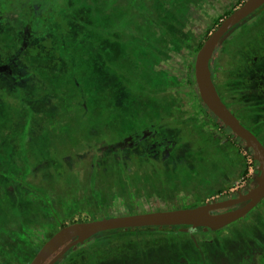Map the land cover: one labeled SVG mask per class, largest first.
<instances>
[{
  "label": "rangeland",
  "instance_id": "rangeland-1",
  "mask_svg": "<svg viewBox=\"0 0 264 264\" xmlns=\"http://www.w3.org/2000/svg\"><path fill=\"white\" fill-rule=\"evenodd\" d=\"M97 1L77 2L76 7L80 6L83 10L81 14L76 13L74 4H68L71 6L68 7L71 14L68 24L72 36H62V47L67 48L66 50L71 48L70 44H73V38L79 31L83 32L84 29L87 36H90L91 26L98 27L94 19L98 11L93 10L99 9ZM138 3L137 8L134 5L127 6L124 0H113L112 6L108 7V14L105 13L108 24H99L107 36L104 41L106 48L101 49L102 57L105 58L102 79L107 81V86L112 77L123 80L122 84H127V81L136 84L139 92L134 93L138 99L143 97L146 89H151L152 93L161 97L159 104L164 108L168 121L173 122L172 117L181 113L184 122L190 126L197 124L196 129L201 132L202 137L197 142L191 138L188 140L187 145L191 150L188 154L190 161L186 164L182 160H175L172 155L165 159L163 155H156L146 161L142 158L143 153L133 164L130 151L123 150L120 159H117L123 165L124 172L120 173L118 162H114V150L109 153L114 157L101 160L97 166L94 163L92 141L99 133L110 135L109 121L106 124L103 122L97 129V122L92 116L91 122L84 127L85 138H79L84 145L76 148L73 145L79 134L70 130L75 124L79 126L74 120L76 108L73 107L71 112L60 111L59 100L56 98L48 96L50 102L54 101V109L50 114L39 113V118H33L30 122V112L27 113L28 116L24 113V117H18L15 129H12L11 124L0 121V227H3L0 228V240L3 243L11 240L8 229L11 232L19 231L18 234L23 237L19 249L15 251L19 264H28L41 246L64 224L105 216L196 207L212 199L219 189L230 186L232 180L242 179L239 171L244 161L235 145L238 141L234 136H231V141L228 139L230 134L226 126L223 129L215 128L202 108L196 90L189 84V66L195 64L198 44L216 29L219 25L217 19L221 18V22L227 12L241 4L238 2L229 7V4L226 6L225 3L215 0H138ZM58 6V0H0V45L17 46L21 40L29 37L39 40L47 34L55 36V31L61 26L56 16ZM118 6L122 8L119 9ZM149 7L158 17L148 28L147 34L141 18L131 21L129 27L121 29L119 24L128 16L130 10L143 14L148 20V26ZM84 12L90 17H84ZM250 20L253 21L249 26H242L233 39L222 40V47L214 65L224 102L264 144V95H258L256 89L248 83L250 72L257 69L250 61L254 58L257 60V56L264 50V6ZM166 23L167 27L161 26ZM114 37L120 44H116L117 40L114 42ZM91 44V41L86 42L87 51L83 52L86 57L92 55ZM253 52L255 54L252 56ZM9 57L10 55L5 56V52L0 50V71L7 73L14 84L5 81H0V84L9 88L13 86V89L18 90L20 85L28 83L25 78H29L26 73L29 67L27 63L21 62L7 67L5 58ZM258 63L263 65L264 59ZM47 69L54 70L51 66ZM259 76L263 77L262 69ZM81 81L86 84V91L88 90L85 98L92 101L95 94L101 92L96 84L98 80L95 73ZM47 85L43 80L40 85L32 84L31 87L38 89L39 94H45L50 88ZM110 100L116 102V98H103L105 104ZM37 102L42 105L39 99ZM138 103L142 105L138 104L139 108L146 105L143 100ZM111 109H115L114 106ZM111 112L108 109L107 115ZM67 118L71 119V128H68L70 135L67 139L72 146H53L51 137L48 145L51 126L64 121L66 123ZM54 120H57L55 124ZM179 130L185 133L186 138L191 134L185 126H181ZM23 131L29 132L28 145L22 158L19 156L16 162L18 155L15 156L13 150L22 148L20 143ZM57 133L55 131L54 140L59 138ZM145 145L149 147L145 148L149 152L152 145ZM188 146L186 147L189 150ZM9 164L23 169L15 173L9 168ZM94 173L97 176L94 177ZM260 208L264 209V204ZM248 224V219L243 218L236 226ZM170 227L175 229L177 226ZM156 228L158 227L148 226L106 232L99 235L100 239L83 248L80 254L74 253L60 264H90L91 256L96 264L105 261L109 264L119 260H123L122 264H129L125 260V253L120 249L126 248L128 254H132V250H139L136 248L140 246L139 243L145 244L157 239L174 243L186 241L185 236L178 235L171 229ZM98 241L100 245L96 246ZM3 243L0 242V245ZM183 252V248L175 251L168 247L154 255L155 260L162 263L164 259L174 260L178 254L184 256ZM219 253L222 254L220 258L228 257L224 249ZM141 259H133L131 263L140 264ZM12 262V259L7 258L2 264H13Z\"/></svg>",
  "mask_w": 264,
  "mask_h": 264
},
{
  "label": "trees",
  "instance_id": "trees-1",
  "mask_svg": "<svg viewBox=\"0 0 264 264\" xmlns=\"http://www.w3.org/2000/svg\"><path fill=\"white\" fill-rule=\"evenodd\" d=\"M58 1L59 6L56 9V16L57 21L60 22L61 26L54 33L56 37L47 34L39 40H33L30 37L28 39H23L17 46L0 45V50L3 53L5 52V56L10 55L9 59L5 58V65H7V67L16 64V62L27 63L29 67L28 72H26L29 75V78H25V81L28 83L20 85L18 90L13 89V86H10L9 88V86L4 87L0 84V121L3 124H11L12 129H15L17 128L16 121L19 120L18 117L20 116L21 119L24 117V113L28 116L30 112V122L33 120V118H39V113L50 114L54 109L52 105L54 101L50 102V98L48 99V96H51L53 99L56 98L59 100L60 111L71 112L70 110L73 107L76 108L75 110L77 112L74 114V120H76V123L79 126L75 124L74 128L70 129L71 126L69 124L71 123V119L68 118L66 123L64 121V123L59 122L57 125L51 126L52 130L48 132V145H50L51 137L53 140V146H60V144L62 145V148L70 146V141L67 139L68 135H70L68 128L71 131H76L77 134H79L78 140L77 142H74L73 146L78 148L81 145H84L83 142L79 141V138H85L83 136L85 133L84 127L88 126V123L91 122L92 116H94V120L97 122V129L102 126L103 122L106 124L109 121L108 123L111 126V132H109L110 135L99 133V135L95 136L92 141L94 146L93 158L96 166L101 160H105L111 156L114 157L115 155L114 162H118L120 173H123V165L121 166V162L117 160L120 159V155L122 154L123 150L130 151V160H132L131 162L133 164L136 163L139 156L141 157V153L144 154V156L142 155V158H144L146 161L150 160L151 157L156 155H163L164 159L168 157V155H172L175 160H182L185 164L188 163V161H190L188 154L191 150L187 145L188 140L190 141L191 138L197 142L200 140V137H202L201 132L196 129L198 128L196 123L190 126L188 123L183 121V115L181 113H176L172 117L173 122H171V120L168 121V117L167 114H165L164 108L161 106V104H159V98L161 97H158V94L152 93L151 89L149 88L146 89V92L144 91L143 97L138 99L134 93L139 92V87L136 86V84H132L129 81L126 82L127 84H122L124 82L123 80H120V78L117 77H112L111 82L107 86V81L102 79V75L104 74L103 67L105 58L102 57L101 49L106 48L104 41L107 36L104 34V31L101 29L99 24H108V20L105 21L107 17L106 14H108V7L112 6L111 2L113 0L97 1V6L99 9L94 8L93 10L98 11V13H95L96 16L94 18L98 23V27L91 26L92 32L90 36H87V33L84 29L83 32L82 30L79 31L76 37L73 38V44H70L71 48H69V50H66L67 48L62 47L61 42L62 36L68 38L69 36H72L68 24L70 21L69 16L71 15L68 12V7L71 8V6L68 4L75 5L81 0ZM243 1L244 0H242L240 4H242ZM124 3L130 7L134 5L138 8L139 6L138 0H124ZM119 7L122 8L121 6H118V8ZM76 8V13L81 14L83 11L82 8L80 6ZM152 10L153 9L149 7V11L147 12V17L150 18V24L148 26H146V21L148 20H146L143 14L140 15L139 12L130 10L128 16L123 19V22L119 24L121 29L129 27V23H131V21H134L137 18L140 20L141 18L143 26L144 24L146 26H144L145 29H143L145 34H147L149 31L148 28L154 23V19L158 17L156 16V12ZM232 11L227 12V14L222 18H225ZM84 17L90 16L84 12ZM220 20L221 18L217 19V23H220ZM167 25L168 24L166 23L165 25L162 24L161 26L167 27ZM244 25H247V21L245 20L237 27L233 28L224 38H233L235 32ZM122 33L124 32L122 31ZM83 34H85L84 38ZM115 38L116 37H114V42L117 40V38ZM83 40L86 41L83 42ZM87 41L92 42L90 47L92 55H88L86 57L83 52L87 51ZM204 41L205 40L198 44L196 51L200 49ZM221 42L211 62L214 80L216 81L218 88L220 87L218 84L219 82L217 81V69L214 65V61L217 59L221 50ZM116 44H120V42L118 43L117 40ZM49 66L54 68V70L47 69ZM92 73H95L96 75L98 80L96 84L99 85V91L101 92L95 94L96 96L92 98L91 101L89 98H85V95L87 96L88 90L86 91V84L82 82L81 79H88V76L90 77ZM6 74L7 73L0 71V81L9 82L11 85H13V79H10L7 76L8 74ZM18 80L19 79H16L15 81ZM43 80L50 86L49 90L47 89L49 92H45V94H39L38 89H32L31 85H40L41 81ZM121 84L123 86H121ZM189 84L193 87V89L196 90V93L201 100L195 78L194 63L189 66ZM118 87L123 89H119ZM133 89H137L138 91ZM104 97L116 98V102L113 103L112 100H110L109 103H107L109 104V108H107V104H105L103 101ZM38 99L40 102L42 101V105L37 102ZM141 100H143L146 105L145 107L139 108L137 105ZM201 102L202 108L206 111V115L210 117L215 127L218 129H223L225 126L224 123L208 109L202 100ZM111 106H114L115 109H111ZM139 106L142 105L139 104ZM108 109L112 110L109 116L107 115ZM56 122L57 120H54L53 123L55 124ZM150 122L152 125H150ZM146 124L149 126L146 127ZM180 125L186 127V129L191 133L190 136L187 138L185 137V133L179 130L181 128ZM123 129L124 131H122ZM55 131L56 133L58 132L57 134L59 135V138L54 140L56 136ZM227 132L230 134L228 135V139L230 141L232 138L231 136H234L238 141L235 145H237L236 148L240 152V150L246 145L245 141L236 136L229 127H227ZM28 135V131H23L20 143V148H22L20 150H13L14 153H16L15 156L18 155L15 160L16 162L18 157L20 156L22 158V155L25 153L24 149L28 145ZM145 143L152 145V147L149 149V152L146 151V149L149 147H147ZM186 146H188L189 150ZM142 148H144L143 151H141ZM112 150L115 151V154L109 155L110 152H114ZM11 165L13 164H9V168L15 173H18L19 170L23 169L22 167H14ZM19 165L21 166L20 163ZM95 176H97L96 173H94V177ZM10 230L8 229L7 232L11 240L4 243L3 240H0V242L3 243L0 245V247L2 246L0 248V264L7 260V258L12 259L13 264H19L18 256L16 257L15 251L19 249L23 237H20V234H18L19 231L15 230L11 232Z\"/></svg>",
  "mask_w": 264,
  "mask_h": 264
},
{
  "label": "water",
  "instance_id": "water-1",
  "mask_svg": "<svg viewBox=\"0 0 264 264\" xmlns=\"http://www.w3.org/2000/svg\"><path fill=\"white\" fill-rule=\"evenodd\" d=\"M263 5L264 0H245L222 19L198 50L194 64L196 83L203 103L254 151L260 171L256 177V186L238 197L209 201L196 207L105 216L66 224L50 236L28 264H56L73 247L111 230L175 225L218 230L247 215L264 199V144L224 102L211 68V62L222 39ZM240 203L245 204L233 210L214 213Z\"/></svg>",
  "mask_w": 264,
  "mask_h": 264
},
{
  "label": "flooded vegetation",
  "instance_id": "flooded-vegetation-1",
  "mask_svg": "<svg viewBox=\"0 0 264 264\" xmlns=\"http://www.w3.org/2000/svg\"><path fill=\"white\" fill-rule=\"evenodd\" d=\"M251 17H253V15H251L249 18L245 20L247 21L248 26L249 23L254 20V19L250 20ZM240 29L238 31H240ZM238 31L235 32L234 36L235 35L237 36ZM254 54L255 53L253 52L252 56ZM257 57H258L257 60L254 58L250 61V64L252 66L256 65L254 68L257 67V69L250 72L248 83L251 86H253V88L256 89L257 94L261 96L264 95V63L262 65L261 63H258V61L260 62V60L264 59V50H262ZM260 69H262L263 77L259 76ZM218 90L221 94L220 88H218ZM221 96H223V94ZM234 113L237 115L236 112ZM244 150H247L249 153L254 154V151L251 148L247 147V145H245L244 148L240 150L244 161L243 162L244 172L242 178L244 177L247 171V162L244 156ZM256 162L258 164L257 166H259L258 161ZM259 173L260 172H258L256 176H258ZM256 176H254L250 180H247L243 185L241 179L231 184L227 188L219 189L217 193L209 201L234 198L240 196L241 194L247 193L256 186ZM244 204L245 203H240L226 209L214 211V213L233 210L243 206ZM263 204H264V199L256 207H254L247 215L218 230H212L207 227L192 228L188 225H175L177 226L175 229H172L174 227H170V226L168 228H162L161 226L160 227L157 226L158 228H162V229H171V231L177 233L178 235L185 236L186 241L182 243H174V242L161 241L157 239L156 241L147 242L145 244L139 243L140 246L136 247L139 248V250L131 249L133 252L132 254H128L127 252L128 250L125 248V246H124L125 249H120V251L122 253H125L126 255L125 260L129 261L130 262L129 264H132L131 261H134L133 259H137V258L140 259V257L142 258L140 264H264V209L260 208ZM243 218L244 220L248 219L249 224L247 226H240V227L236 226V224L239 223ZM224 231L225 233H223ZM99 235H95L92 238L85 241L84 244H80L70 249L57 263L59 264L62 262L64 263L74 253L80 254L82 249L85 248L89 243L91 242L94 243L95 240L100 239L102 235L101 236ZM154 235H158V234H154ZM104 236L110 237L109 235H104ZM99 242L100 241H98L95 245L96 246L97 244L100 245ZM227 244L230 247H228ZM168 247L175 249V251H177V249L179 248H183L184 256L178 254L177 256L174 257L175 258L174 260L164 259L162 263H158L157 260H155L154 254H157L158 252L167 249ZM221 249H224L227 252L228 257L220 258V256L222 255L219 253ZM95 251H97V249ZM90 252L89 254L91 256ZM133 255H137V257H134ZM90 259H91L90 264L97 263L96 261H94V258L92 256L90 257ZM122 261L123 260L114 261V262H110L109 264H122L121 263ZM106 262L107 261L102 262V264H106Z\"/></svg>",
  "mask_w": 264,
  "mask_h": 264
},
{
  "label": "built area",
  "instance_id": "built-area-1",
  "mask_svg": "<svg viewBox=\"0 0 264 264\" xmlns=\"http://www.w3.org/2000/svg\"><path fill=\"white\" fill-rule=\"evenodd\" d=\"M244 156L246 158L247 162V171L242 178V185L247 181L253 178L258 174L259 171V166H257V159L255 157V154L249 153L247 150H244ZM257 177V176H256ZM239 187V186H238Z\"/></svg>",
  "mask_w": 264,
  "mask_h": 264
},
{
  "label": "crops",
  "instance_id": "crops-1",
  "mask_svg": "<svg viewBox=\"0 0 264 264\" xmlns=\"http://www.w3.org/2000/svg\"><path fill=\"white\" fill-rule=\"evenodd\" d=\"M216 2H221L222 4L223 3H225L226 4V6H228V4L230 5L229 7H231V6H233L234 4H237L238 2H239V4H240V2L242 1V0H215ZM244 169H243V167L241 166L240 167V171H239V177L241 176V175H243V171ZM238 177V178H239ZM237 181H239V180H232L231 181V183L229 184V185H231V184H233L234 182H237Z\"/></svg>",
  "mask_w": 264,
  "mask_h": 264
}]
</instances>
